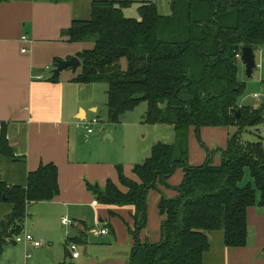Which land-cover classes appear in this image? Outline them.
<instances>
[{"label": "trees", "instance_id": "trees-1", "mask_svg": "<svg viewBox=\"0 0 264 264\" xmlns=\"http://www.w3.org/2000/svg\"><path fill=\"white\" fill-rule=\"evenodd\" d=\"M132 2L91 0L88 18L75 19L62 31L68 42L94 43L77 54L81 66L74 81L106 84L109 123H118L125 112L146 102L143 123L172 126L174 140L154 143L149 156L133 165L138 181L127 178L122 165L116 167L125 192L109 179L102 189L89 183L86 187L99 203L134 206L128 264H203L210 235L220 233L225 247L245 246L247 209L258 205L264 210V135L255 141L241 139L246 127L258 131L264 125V98L257 106H239L244 83L236 58V47L264 46V0H170L168 16L154 2L142 1L139 19L123 13ZM203 127L230 129L225 147L207 148L200 138ZM191 129L206 153L199 165L188 163ZM215 153L220 154L218 164L213 163ZM13 154L2 124L0 158L11 160ZM176 169L183 172L173 187L176 195L161 194L157 203L164 216L160 240L141 243L147 193L158 185L169 187L167 180ZM246 171L251 182L241 186ZM58 192L53 163L28 172L21 184L0 180V203L10 205L0 219V255L22 232L28 205L52 200Z\"/></svg>", "mask_w": 264, "mask_h": 264}, {"label": "crops", "instance_id": "crops-1", "mask_svg": "<svg viewBox=\"0 0 264 264\" xmlns=\"http://www.w3.org/2000/svg\"><path fill=\"white\" fill-rule=\"evenodd\" d=\"M75 19H79L78 13L71 0H0V129L5 124L14 151L13 158L5 161L10 170H4L0 180L21 184L28 172L53 163L59 186L52 200L27 207L21 233L30 234L41 245L7 244L0 255L3 264H128L134 247L128 233V227L133 228L134 206L99 203L86 183L102 189L109 179L125 192L116 167L122 165L124 175L138 181L133 165L149 156L151 146L161 138L156 127L167 124L131 130L129 143L122 145L124 138L116 123L102 122L107 100L97 97L96 83L74 81L80 67L75 73L62 70L56 81L49 80L55 60L93 48L92 41L68 42L62 35ZM121 63L124 68L125 61ZM39 75L41 79H37ZM261 84L264 87V80ZM94 117L99 121L86 134L82 123ZM141 124H145L143 116ZM229 132L227 127H203L200 138L207 148L215 150L225 147ZM148 134L152 136L147 138ZM205 157L191 129L188 163L199 165ZM219 159L220 154L215 153L213 163L218 164ZM182 176V169H176L167 180L169 187L158 185L148 191L146 225L138 235L141 243L160 240L164 216L159 214L157 203L161 194L167 198L176 195L173 187ZM65 216L72 221L70 225L61 223ZM246 222L245 246L225 247L221 234H212L203 264H264V210L258 205L249 207ZM104 228L107 233L100 234ZM71 242L77 246L76 258L68 250Z\"/></svg>", "mask_w": 264, "mask_h": 264}, {"label": "rangeland", "instance_id": "rangeland-1", "mask_svg": "<svg viewBox=\"0 0 264 264\" xmlns=\"http://www.w3.org/2000/svg\"><path fill=\"white\" fill-rule=\"evenodd\" d=\"M76 6V11L78 13V18L79 19H87L88 18V12H89V6H90V1L91 0H71ZM133 1L129 6L123 8V13L126 17H131V18H136L139 19V14H138V6L142 1H152L156 4L158 12L162 16H168L171 13L170 10V0H131ZM79 13H81L79 16ZM255 61L259 65L256 69L253 70L252 75L250 78H247L245 75V69L243 64H238V77L239 80H241L244 83V90L242 95L240 96L239 102L242 103V105H249V106H257L260 102L261 99L257 100L256 98L253 97L254 93L261 95L262 92L264 91V87H262L261 81L264 80V46H262L259 49L255 50ZM96 92H97V97L101 98L102 100H107V86L105 83H96ZM146 112V102L142 101L140 102L134 109L125 112L118 123H116L115 127L119 128L120 131L122 132V145L127 146L129 143V137L127 134H130L131 130H135L138 128H146L150 129L152 128L151 125L149 124H141V118ZM102 116V122L107 123L106 118L104 119V116ZM264 125L259 126V130L256 131L255 127H246L243 132L241 133V139L243 141H255L258 138V135L261 134L262 127ZM169 128V129H168ZM155 132L161 136L159 138L160 142L163 143H172L174 140V132L172 131L171 126L168 125H162V126H157L155 129ZM126 134V135H124ZM143 133H141L142 135ZM152 134H148L147 138H150ZM84 144H88V138L83 139ZM116 145V144H115ZM121 145V143H120ZM10 160V159H9ZM7 159L5 158H0V174L6 170V172H9L10 168L8 163H6ZM248 182H251V179L249 177L248 172H245V175L240 182V185H246ZM10 211V205L0 203V219H3L4 216ZM28 211V208L27 210ZM214 234H220L218 232ZM11 243H9L10 245ZM20 243H18L16 246H19ZM3 264V261L1 260V263ZM8 264V262H6Z\"/></svg>", "mask_w": 264, "mask_h": 264}, {"label": "built area", "instance_id": "built-area-1", "mask_svg": "<svg viewBox=\"0 0 264 264\" xmlns=\"http://www.w3.org/2000/svg\"><path fill=\"white\" fill-rule=\"evenodd\" d=\"M23 38H25V37H23ZM258 49H259V48H258ZM24 51H25V49H22V52H24ZM253 51H254V53H255V50H253ZM236 58H237V60H238V63H239V64H242V61H241V53L236 54ZM254 59H255V55H254ZM258 66H259V65H258V64L256 63V61H255V68H254V69H256ZM41 78H42L41 75H39V76L37 77V79H41ZM253 97L256 98L257 100H259V99H263V98H264V93L261 94V95H259V94L256 93V94L253 95ZM98 121H99L98 118L94 117V118H92V119H90V120H86V121H84V122L82 123V127L84 128L86 134H90V133L92 132V130H93V125L96 124ZM261 133L264 135V126L262 127ZM71 222H72V221H71L70 218H68L67 216H65V217H63V218L61 219V223H62L63 225H65V226L70 225ZM99 233H100V234H105V233H107V229H105V228H104V229H101V230L99 231ZM14 242H15V243H24V244H28V243H30V244H32V245L35 246V247H39V246L41 245V243H40L39 241H35V240L33 239V237H32L30 234H28V233H20V234H18L17 236H15V238H14ZM68 250H69V252H70L72 258H76V257H78V254H79V253H78V251H77V246H76V244H74V243H69V244H68Z\"/></svg>", "mask_w": 264, "mask_h": 264}, {"label": "water", "instance_id": "water-1", "mask_svg": "<svg viewBox=\"0 0 264 264\" xmlns=\"http://www.w3.org/2000/svg\"><path fill=\"white\" fill-rule=\"evenodd\" d=\"M236 49L239 50L241 53V61L242 64L244 65L245 75L247 78H250L255 68L253 48L242 47L239 49L238 47H236ZM80 66H81V62L76 56H71L66 60H57L53 64V68L51 71L52 76L53 77L58 76L62 70H70L72 73H75ZM236 113L239 116V111H237ZM13 244L16 243L13 241Z\"/></svg>", "mask_w": 264, "mask_h": 264}]
</instances>
